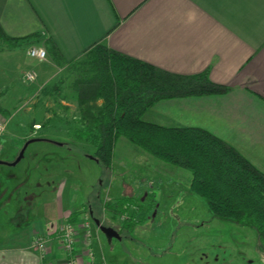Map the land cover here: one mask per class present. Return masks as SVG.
Masks as SVG:
<instances>
[{"label":"crops","instance_id":"crops-1","mask_svg":"<svg viewBox=\"0 0 264 264\" xmlns=\"http://www.w3.org/2000/svg\"><path fill=\"white\" fill-rule=\"evenodd\" d=\"M0 28L7 37L15 39L0 53H21L22 59L10 64L11 70L4 69L0 74V87L8 90L7 95L16 100L11 104L19 105L21 113H69L74 115V121L66 123L59 118L49 120V126L54 122L51 125L57 130L78 128L76 92L70 86L69 99L65 94L54 95L52 85L57 81L53 77L95 45L103 44L169 73H206L209 81L224 86L227 90L221 94L159 100L144 113L143 119L164 127L205 130L233 147L264 174V0H0ZM31 35L36 38L17 42ZM45 41L57 49L63 64L57 65L48 53L42 62L27 56L30 46L44 48ZM22 44L26 45L24 50ZM28 72L35 74L32 83L24 82ZM59 83L58 90L64 93L60 90L63 80ZM40 89L44 91L40 93ZM38 94L35 104L24 100ZM50 97L57 101L54 103ZM49 101L59 109L51 111ZM33 120L25 119L28 126L39 125ZM49 141L57 147L67 144ZM118 141L124 146V139ZM157 167L176 187L190 193L188 171L161 161H157ZM50 169L53 170L49 167L47 171ZM7 181L3 195L10 190ZM109 194L111 201L103 202V212L125 213L127 219H120L124 224L144 215L133 211L141 208L133 203L135 190L123 178L111 185ZM63 195L59 197V191L49 188L39 210L32 206L33 194L24 197V204L17 207L13 218V230L0 236V264H65L66 255L57 232L62 223L77 228L76 264H108L96 230L90 232V252L84 245L81 225L93 216L92 201L82 200L80 208H74L69 200L63 202ZM32 209L37 217L28 215ZM36 237L47 239L44 255L33 248ZM92 242L100 259L94 254Z\"/></svg>","mask_w":264,"mask_h":264},{"label":"rangeland","instance_id":"rangeland-1","mask_svg":"<svg viewBox=\"0 0 264 264\" xmlns=\"http://www.w3.org/2000/svg\"><path fill=\"white\" fill-rule=\"evenodd\" d=\"M8 46L0 41V50L5 51ZM22 47L24 50L26 45L22 44ZM20 55V52L13 55L0 53V74L4 69L11 70L10 64L19 62L22 59ZM1 78L0 75V83ZM53 78L57 81L52 85L54 95L65 94L69 99L70 86L76 74L68 67ZM62 80L64 84L60 90L64 93L59 92L57 84L60 82L61 85ZM24 82L33 81L28 82L24 76ZM7 91L0 87V115L8 121L0 149V161L5 163L0 165V236L13 230V218L17 207L24 204V197L33 194L32 206L39 210L43 198L46 200L45 191L51 188L59 191V197L64 194L63 202L66 204L69 200L68 204H73L74 208H78L82 200L92 201L93 216L87 218L89 230L91 233L97 231L108 264H264V246L258 241L255 230L213 218L200 198L185 193L184 188L176 187L174 181L162 173L157 167L159 160L126 140L124 146L117 141L111 167L105 168L93 158L95 148L92 145L77 140L73 142L67 129L57 130L55 125H51L54 122L50 126L48 124L49 120L59 118L69 123L74 121V115L53 112L44 116L38 113L27 116L18 110L19 105L11 104L16 100L10 98ZM39 95L24 100L31 105L37 102ZM50 98L54 103L57 101V98ZM49 105L51 111L59 109L51 102ZM4 108L8 112L5 113ZM26 118H33L39 125L28 126ZM35 137L67 144L57 147L47 141L33 142L24 151L22 160L11 166L23 147V141ZM49 167L53 170L47 171ZM121 178L135 190L133 203L141 210L136 208L133 211L136 215L144 214L139 220L131 219L126 224L121 221L127 219L125 213L118 212V217L101 209L103 202L111 201V185L120 183ZM6 181L10 182V190L3 195ZM95 197L96 202L93 201ZM37 214L34 209L28 212L34 217ZM95 220L104 227L115 229L119 239L114 238L107 243ZM92 248L96 258L100 259L94 242Z\"/></svg>","mask_w":264,"mask_h":264},{"label":"trees","instance_id":"trees-1","mask_svg":"<svg viewBox=\"0 0 264 264\" xmlns=\"http://www.w3.org/2000/svg\"><path fill=\"white\" fill-rule=\"evenodd\" d=\"M33 38L36 35L17 42ZM14 40L0 28L1 42ZM44 48L57 65L63 64L49 41ZM68 67L76 74L71 88L79 110V127L68 133L72 139L92 145L96 161L109 169L115 144L124 139L143 153L188 171L190 193L204 202L213 218L255 230L264 246V174L205 130L164 127L143 119L159 100L221 94L227 90L224 86L209 81L206 73H169L103 44L95 45Z\"/></svg>","mask_w":264,"mask_h":264},{"label":"built area","instance_id":"built-area-1","mask_svg":"<svg viewBox=\"0 0 264 264\" xmlns=\"http://www.w3.org/2000/svg\"><path fill=\"white\" fill-rule=\"evenodd\" d=\"M27 56L30 59H33L38 62H42L47 58V52L43 47L33 45L28 48ZM24 76L28 82H32L35 80V74L32 72L25 73ZM6 123H7L6 120L0 117V149L2 146V136L6 128ZM81 229H83L84 231V236H83L84 245L88 249L90 245V241H91L89 223L88 222L82 223ZM76 231H77V228L75 227V225L71 223H62L57 228L59 239L61 240L64 252L66 255L65 261H64L65 264H76V260L74 257ZM46 244H47L46 238L36 237L33 241V248L39 253H41L42 255H44L47 252ZM88 252H90L89 249H88Z\"/></svg>","mask_w":264,"mask_h":264},{"label":"water","instance_id":"water-1","mask_svg":"<svg viewBox=\"0 0 264 264\" xmlns=\"http://www.w3.org/2000/svg\"><path fill=\"white\" fill-rule=\"evenodd\" d=\"M35 141H47L50 142L49 140L46 139H41V138H33V139H29L27 140L24 144L22 149L20 150V152L18 153L15 161L13 163H11V166H15L17 163H19L23 156H24V151L26 150L27 146ZM93 159V158H92ZM5 164L4 162L0 161V165ZM97 229L105 236L107 243H111L112 239H119V233L110 227H104L100 224V222L98 220L94 221Z\"/></svg>","mask_w":264,"mask_h":264}]
</instances>
